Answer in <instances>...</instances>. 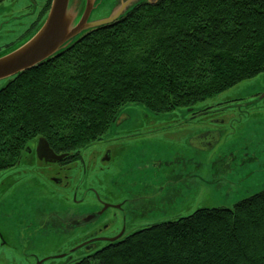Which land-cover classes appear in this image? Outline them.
<instances>
[{
    "label": "trees",
    "instance_id": "trees-1",
    "mask_svg": "<svg viewBox=\"0 0 264 264\" xmlns=\"http://www.w3.org/2000/svg\"><path fill=\"white\" fill-rule=\"evenodd\" d=\"M90 29L0 87V170L35 137L55 151L92 142L124 102L169 111L264 71V0H147ZM73 264H264V188L133 230Z\"/></svg>",
    "mask_w": 264,
    "mask_h": 264
},
{
    "label": "rangeland",
    "instance_id": "rangeland-1",
    "mask_svg": "<svg viewBox=\"0 0 264 264\" xmlns=\"http://www.w3.org/2000/svg\"><path fill=\"white\" fill-rule=\"evenodd\" d=\"M43 1L34 0L37 7H31L26 14H21L24 8L10 14L17 18L6 20L7 16L2 18L5 11L0 13V57L26 42L40 28L46 8L39 13L38 4ZM134 1L92 0L87 20L111 17ZM20 3L15 2L11 9L17 11ZM83 3L84 0H68L70 14L78 17L83 13L87 1L85 6ZM8 80L9 77L0 79V87ZM262 90L264 71L169 111H152L140 101L124 102L115 111V117L119 114L123 117L119 128L112 129V122L106 129L109 133H102L111 135L116 129L126 128V135L117 144L116 156L108 161L99 160L98 146L88 147L91 142L87 143L78 149H82L86 162L83 171L79 162L60 167L37 159L34 149L38 137L33 138L26 144L30 151L22 149L14 167L0 170V240H5L2 244L0 241V264H36L40 259L41 264H73L104 245L98 241L85 251L79 244L95 233L107 235L119 230L120 223L111 219L113 209L95 218V222L80 224L66 217L82 216L87 211L95 213L99 205L91 199L89 186L95 187L108 203H115L121 195L131 198L127 211L125 208L132 223L127 224V232L134 230L136 221L175 219L200 207H231L239 199L263 189L264 94L258 95ZM240 158L249 164L233 170L221 181L214 177L201 181L197 176L193 182L179 180L174 185V197L165 201L168 192L163 188L160 173L178 168L197 175L200 163L207 159L202 170L205 174L207 166L210 169L223 163L232 166ZM220 168L213 170L215 176L232 167ZM64 173L68 174L67 185L65 180L60 183L51 180L52 176ZM144 182L152 193L143 190L136 195ZM74 184L76 188L72 189ZM142 194L152 197L139 196ZM81 197L85 198L82 204L74 201Z\"/></svg>",
    "mask_w": 264,
    "mask_h": 264
},
{
    "label": "flooded vegetation",
    "instance_id": "flooded-vegetation-1",
    "mask_svg": "<svg viewBox=\"0 0 264 264\" xmlns=\"http://www.w3.org/2000/svg\"><path fill=\"white\" fill-rule=\"evenodd\" d=\"M50 1L51 0H45V1H43V3L38 4V6H40V8L38 7V9H40V10H38V11H40L39 13H41L46 8L45 11H44V14L46 13L45 18L47 17V14H48V10H49L48 5H50ZM142 1H147V0H140L137 3L142 2ZM15 2H21L20 3L21 6H20V8L17 11L14 12L11 9V7H12L13 4H15ZM137 3H135V4H137ZM8 4H11V5L8 6ZM83 4L85 6L86 0H84V3ZM31 7L32 8L33 7H37L36 4H34V0H0V13H2L3 11H5L3 13V17L2 18H4L5 16H7V17H5L6 20H8L10 18H17L18 16L11 17L10 14L11 13H17L19 10H21L23 8H24V10L21 11L22 12L21 14L28 13V10ZM69 9H70V4L68 6V10ZM68 13L70 14V11ZM81 13H82V11H81ZM12 15H14V14H12ZM45 18H44V20H45ZM73 18H74V16L70 17L69 18L70 21ZM86 20H87V18H86ZM86 22H88V20ZM91 27H88L87 29H84L79 34H77V36L82 35L83 33L91 30L90 29ZM12 76H10L9 79ZM261 94H264V90L258 92V95L259 96ZM122 119H123V117L120 114L118 116H116L115 119L112 120V122H113L112 129L119 128V125L118 124L122 121ZM107 131L108 130H106L105 133H109ZM125 132H126V128L125 127H121L120 129H116L115 131H113L111 135H108V134L101 135L96 140H93L88 145V147H90V145H92V144L98 146V150H99V153H98L99 156L98 157H99V160L108 161L111 158H113L114 156H116L117 144L126 135ZM37 142H36V144H37ZM36 144H35V147H36ZM78 149H80V147L77 148V149H72V150L70 149V150H63V151H54L56 153H65V155L61 159L56 160V161H53V162L45 161L43 158H41V159L38 158L37 155H36V152H35V155H36L37 159H39V160H42L44 162H47L48 164H57L60 167L61 166L68 165L70 163L79 162L80 163V167H81V171H83V170L86 169V162H85L84 158H82V153H81V150L82 149L81 150H78ZM24 150H26V151L29 152L30 151V148L28 146H25ZM90 154L92 155L93 153L91 152ZM88 158H89V154L87 156V159ZM18 161H19V159H18ZM17 162L12 167H14L17 164ZM235 162L233 163L232 166L223 163L225 165L221 164L220 166L214 167V169H210L209 166H207L206 168L208 169V171H206L205 174L202 173V170H203V168H205L203 166L204 165H207V159H206L205 162L202 161L200 163V165L198 163L195 164V167H198V165H199V168H200V173L197 172L198 173L197 175L196 174H192L190 172L187 173L183 169L180 171V170H178V168H175L171 172H162V173H160L163 176V181H164L163 188H164L165 191L168 192V198L166 199V197H165V199H166L165 201L167 202V200H168L170 202V200L174 197L172 195L173 191L175 190L174 185L177 182H179V180L185 179V182L187 180L190 181V182H193L195 176H197V178L198 179H201V181L211 180L213 177L216 178L217 181H221L222 179H224L225 177L229 176L230 174H233V172H232L233 170H239L242 167H244V166H246V165L249 164V162H247L246 160H243V158H240L239 160H237ZM185 166L186 167L188 166V163L187 162L185 163ZM227 166L228 167H232V168H229L226 172H224L222 174H219L218 176H215V174L213 173V170L214 171H217L220 167H221L220 170L221 169L225 170V169H227ZM189 168H192V167L189 165ZM210 170H212V173H210ZM67 175H68L67 173H64L63 176H52V179L51 180L53 182H55V183H60V182H62V180H65V183L67 185L69 183L68 182L69 178L66 177ZM206 177H207V179H205ZM145 183L146 182L143 183V187H142L141 190L138 189V192H137L136 195H138V193L141 192V191H143V190H145L146 192H151L152 193V190L150 189V187L147 184H145ZM77 184H74V186H73L72 189H75ZM89 191L93 195V197H91V199L92 198L95 199V201H93V202H96L99 205L98 208H95V213H91L92 211H87V213L85 212V214H83L82 216L80 214H77V215H70L69 214V215L66 216L67 219L68 220H71L72 222H76V223H80V224L81 223L90 222V221L95 222L96 219L98 218V216H100V215L102 216V214H105L108 209H113L114 210L113 211V217L111 219L114 218L115 219V222L118 221V223H120V226H119V230L117 232H114V233H110V234H107V235H104V234H96L95 233L94 235L89 236L88 239L85 242L83 241V242H81V244H79V245H83V249L85 251L87 249L93 248L95 242H98V241L103 242V243L111 242L108 238H112V237L118 236L117 238H115V240L121 239L122 237H124L125 235H127L129 232H131V231H129V232L125 231L127 228H129V225L131 223L130 218H128V214L125 213V208H126V211H127V208H128V205H129V204H127V202H129V200L131 198L124 197L123 195L120 194L121 197L118 198L115 203H108V201L106 199H104L98 193V191L96 190L95 187L89 186ZM151 195L152 194H149V195H143L142 194V195H139V196L150 197ZM137 198L138 199H141L140 197H137ZM84 200H85V198H83V197L74 199V201L76 203H78V204H82ZM144 200H147V199H144ZM165 201H164V204H166ZM93 202H92V200L90 201V203H92V204H93ZM108 219H110V218H108ZM77 220H79L80 222H78ZM165 220H168V219H164V220H161V221H165ZM108 222H110V221H108ZM141 222H142V220L141 221H136L137 224H136V227L134 228V230L140 229V228H142V227H144L146 225L153 224V223H156V222H159V221H152V222H145V223L142 222L143 224H141ZM127 224H129V225L127 226ZM105 225H107V224L105 223ZM138 225H140V226H138ZM94 232H95V230H94ZM18 233L19 232L17 230H15V234L17 235V237H18ZM0 241H1V244L5 242L4 239L3 240H0ZM40 260H37L36 264L37 263L38 264H41L40 263Z\"/></svg>",
    "mask_w": 264,
    "mask_h": 264
},
{
    "label": "water",
    "instance_id": "water-1",
    "mask_svg": "<svg viewBox=\"0 0 264 264\" xmlns=\"http://www.w3.org/2000/svg\"><path fill=\"white\" fill-rule=\"evenodd\" d=\"M86 1L85 11L76 17L68 13V0H51L47 17L35 34L15 50L0 57V79L10 77L44 61L84 29L114 20L140 0H135L125 10L114 12L111 17L90 22H86V18L88 6L92 5V0ZM148 1L153 2V0ZM72 16L74 18L70 21L69 18ZM35 152L38 158L50 162L59 160L65 155V153L54 152L42 136L38 137ZM117 237L108 239L113 241Z\"/></svg>",
    "mask_w": 264,
    "mask_h": 264
}]
</instances>
